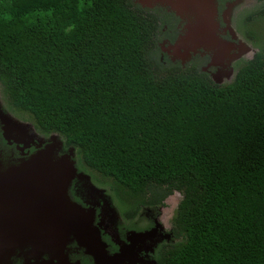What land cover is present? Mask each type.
I'll use <instances>...</instances> for the list:
<instances>
[{"label":"trees","instance_id":"obj_1","mask_svg":"<svg viewBox=\"0 0 264 264\" xmlns=\"http://www.w3.org/2000/svg\"><path fill=\"white\" fill-rule=\"evenodd\" d=\"M252 12L239 31L257 50L220 84L195 60L160 59L165 20L131 0H0L4 109L57 134L123 217L180 193L154 264H264V33Z\"/></svg>","mask_w":264,"mask_h":264},{"label":"water","instance_id":"obj_2","mask_svg":"<svg viewBox=\"0 0 264 264\" xmlns=\"http://www.w3.org/2000/svg\"><path fill=\"white\" fill-rule=\"evenodd\" d=\"M137 1L140 5L146 2ZM245 2L238 1L239 4ZM205 10L206 16L194 19L191 32L187 31L178 42L169 45L171 53H177L179 45L186 53L188 48L194 49L196 46L221 47L223 44V52L227 54L230 44L224 45L214 38L215 22L208 14L207 2ZM240 43L242 51L251 49L255 52L249 44L242 40ZM219 51L220 48L217 53ZM178 56L180 59L183 57ZM228 57L232 58L230 55ZM211 79L219 83L212 76ZM2 116L3 121L9 123L8 117ZM8 123L1 127V135L6 141H9L8 137L14 129H19L18 124ZM60 145L55 135H51L47 142L20 162L5 166L0 163V264H6L8 256L15 249L24 247H28L27 254L37 255L44 251L49 253L50 259L62 264L66 261L62 248L69 235L83 248L84 253L91 256L93 264H134L136 251L131 245L123 244L117 252L108 253L105 243L100 240L98 228L92 225L87 216L88 212L81 213L79 207L68 200L66 188L69 181L82 173L77 172L73 165L71 148L57 155ZM26 146L27 143H23L17 148L22 150ZM132 233V236L140 237L147 232ZM151 262L154 264L152 259Z\"/></svg>","mask_w":264,"mask_h":264},{"label":"flooded vegetation","instance_id":"obj_3","mask_svg":"<svg viewBox=\"0 0 264 264\" xmlns=\"http://www.w3.org/2000/svg\"><path fill=\"white\" fill-rule=\"evenodd\" d=\"M131 1L133 3L138 4L142 8H146L147 11H157L159 15L163 16L165 21L162 22L159 32V35H161L162 37H159V40L157 42L160 51V59L164 56L170 62H178L182 66L187 61L195 60L199 71L204 72L211 78V74L214 67L212 69V67L209 65L215 63L220 64V61L223 59V61L226 62L227 66H222L232 68L233 72H235L236 63L243 59L245 60V58L240 57L242 53L240 40L249 44L253 49H255V51L257 50V47L253 46L250 42H248L239 31V28H242L240 26L242 23L241 21H243L245 17V12L235 16V30L233 31L232 35L234 41H231L232 43L230 44V49L228 51L229 55L232 56L231 59L228 57V55L224 56L225 52H223V44H221L220 51L216 53L213 58H211L210 52L201 50V48H198L191 53H189L188 48V51H186V53L183 51L182 54H180V52L177 51V53L173 54L171 53L169 45L175 43L176 41L178 42L187 31H192L191 26L193 19H196L197 17L206 16V2L209 6L208 14L212 16V20L214 18L213 21L216 23L215 29H213V33L228 41V39H230V35L227 29L224 28V24L221 21L223 15L224 17H227L228 14L231 15L227 11L228 8L237 6L239 8L244 7L245 9L250 10L253 8H246V6H248L249 3L252 2L257 3V6H255L254 8L257 9V12L253 13L255 14L254 16L258 17V15H264L259 11L260 3H262V5L264 6L263 0H244L246 1L244 4H239V0H143L146 1L143 5H140L137 0ZM170 3H172L173 6ZM247 12L250 13L251 10ZM240 16H242L241 19ZM237 34L240 35V39L236 38ZM178 55H183V57L181 56L182 59H180V56ZM172 56H175L178 59L171 58ZM0 98L2 100L4 108V101L2 99L1 93ZM6 111L9 112L8 110ZM2 123L3 116L0 112L1 166H5L7 164H16L20 162V160L25 159L30 153L35 151L37 148L41 147L45 142H47L48 138L51 135L58 136L55 133H48L47 135H45L36 131L38 137H35L33 134H28V137L27 135H23L22 137L12 136L14 137L13 140L6 141L1 135ZM33 129L35 130L34 127ZM26 142L32 143L27 144L28 146L23 147L22 150H19L17 148L19 145L22 146L23 143ZM63 152H65V149L62 147L61 143L59 151H57V155ZM73 165L76 168L75 161ZM76 171L81 172L82 174L78 175V177H75V175L71 178L66 188V196L70 202L74 203V205H77L79 207L78 210H80L81 213H83L84 211L88 212L87 216L90 218V222L92 223V225L98 228L100 240L105 243V248L107 252L115 253L117 252L119 246L123 244L131 245L135 251L139 252L140 250H143L147 247L148 238L154 235L155 232V235L157 233H159V235L154 238L151 244L150 251H146L143 253L144 258L148 256V258H151L153 261H155L154 255L156 250L160 249L167 242L173 241L170 232V224L168 229L170 233V238L166 240V238L168 237H163L161 235V233L163 234L164 231L162 230V228L159 230L160 224L158 223L159 221H157L156 218L152 219L151 221H146L144 217L140 218L139 215L143 209L149 210L151 207L158 206H141L137 210V212L133 214V216L123 217L116 204V199L113 194L110 193V190H108L104 186V188L98 186L99 184L95 183L91 179L89 173L79 170L77 168ZM78 182L80 183L78 184ZM132 232L147 233L140 237H135L132 236ZM27 250L28 247H24L22 249H15L12 254L8 256L6 264H60L55 263V259H50L49 255H46L44 253L40 254L41 252L37 255L27 254ZM62 250L66 255V261L62 264H93L91 256L84 253L83 248L77 245L75 239L72 236L67 238V240L64 242Z\"/></svg>","mask_w":264,"mask_h":264},{"label":"rangeland","instance_id":"obj_4","mask_svg":"<svg viewBox=\"0 0 264 264\" xmlns=\"http://www.w3.org/2000/svg\"><path fill=\"white\" fill-rule=\"evenodd\" d=\"M255 6H257V3H253L252 2V3H249V5L246 6V8H249L250 7V8H253L254 9ZM259 8H260V6H259ZM250 10H252V9H250ZM250 10L245 9L244 7H241V8H239L237 6H233L232 8L229 7L227 11L231 15L228 14L227 17H224V15H223L222 18H221V21L224 24V28L227 29V31H228V33L230 35L229 36L230 39H228V41L227 40H224L223 38L217 36V34H214V38L217 39V40H219L220 42L224 43V45L231 44L234 41L233 38H232V35H233V31L235 30V28H234V21H235V18H236L235 16L238 15V14H240V13L242 14L243 12L249 13L247 11H250ZM235 13H237V14H235ZM254 13H256V12H254ZM254 13L253 12L251 13L253 15V17H254L252 23L255 24V22H256L257 24H259L260 27L262 28V29H260V31L264 33V28H263L264 27V18H261V17H264V15H262V16H259L258 15V17H257V16H254L255 15ZM241 17L242 16H240V19H241ZM213 20H214V18H213ZM193 21H194V19L192 20V23H193ZM215 26H216V23H215ZM213 29H215V27ZM234 34H235V32H234ZM239 37H240V35L237 34L236 38L237 39H240ZM162 45H164V44H162ZM186 45L191 46L189 43H186ZM198 48H201V50L210 52L211 53V58H213L215 56V54L217 53V51L219 50L220 47L219 46L210 47L209 45H207V46H196V47H194V49H189V53H191L192 51H195ZM229 49H230V47L227 49V52H226L227 54L226 55H229V53H228ZM178 50H179L180 53H182L184 51V48L180 45ZM241 52L242 53H241L240 57H243L245 59H247L248 57H250L254 53V52H252L251 49H249L248 51H241ZM226 55H224V56H226ZM171 58L178 59L175 56H172ZM222 65H226V62L223 61V59L220 61V64L219 63H215V64L209 65V66L212 67V69L214 67L211 76L213 78L217 79L220 84L226 83L227 81H229L232 78L233 74H234L232 68L226 67L227 65L226 66H222ZM6 110L7 109H4L3 108V103H2V100L0 98V112H1V114L6 115L8 117L6 119H9L8 120L9 123L3 121L2 126H4L6 123L12 124V122L19 125L18 131L16 129H14L11 132V135L12 136H14V137L15 136H21L22 137L23 135H27V137H28V134L31 133L35 137H38V134L36 133V130L33 129V125L27 119V116H26L25 113L18 112L17 114H12L10 112H7ZM11 135H10V138L8 137V140H13L14 139V137H11ZM55 139L61 142V140H60V138L58 136H55ZM34 142H36V141H34ZM26 143L27 144H31L32 142H26ZM18 147H20V145ZM67 149L68 148H65V152L67 151ZM72 159H74L73 158V154H72ZM75 177H78V176H75ZM80 182H78V184ZM98 186L103 187L100 184ZM179 198H180V193L177 192V191H173L171 194H169L168 196L165 197V199L163 200L164 204L162 206L151 207L149 210L143 209L140 212L139 217L140 218L144 217V219L146 221L147 220L148 221H151L152 219L156 218V220L159 221L158 223L160 224L159 230L162 228V230L164 231L163 234L161 233V235L163 237H168V238H166V240H167V239L170 238V233H169V230H168L169 229V224H170V218H171V215L173 213V210H174L175 205H176V203H177V201H178ZM98 232H99V230H98ZM100 232H101V230H100ZM158 235H159V233H157L155 235V232H154V235L150 236L148 238V240H147V242H148L147 247L144 248L143 250H140L139 252L136 251V256L134 258V264H152L151 258H148V256L144 258L143 257V253L146 252V251H148V252L150 251L151 244H152L154 238L157 237ZM70 236L71 235H69L68 238ZM42 253H44L46 255H49V253L44 252V251H41L40 254H42ZM54 262L57 263V260H54Z\"/></svg>","mask_w":264,"mask_h":264}]
</instances>
